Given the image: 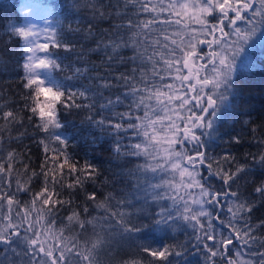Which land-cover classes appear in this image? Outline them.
Listing matches in <instances>:
<instances>
[{
    "label": "snow or ice",
    "instance_id": "1",
    "mask_svg": "<svg viewBox=\"0 0 264 264\" xmlns=\"http://www.w3.org/2000/svg\"><path fill=\"white\" fill-rule=\"evenodd\" d=\"M73 7L87 11L75 27L7 25L22 41L26 94L16 108L0 103V152L5 144L24 148L0 157V243L12 253L0 264H116L121 243H135L148 264H179L173 257L189 247L206 249L208 264H264V221L252 222L264 205V179L254 178L264 170V135H257L264 119L255 124L236 83L255 66L238 57L241 42L264 26V0H84ZM73 112H84L80 123L98 131L94 146L108 142L118 165L110 177L72 151L65 114ZM236 114L253 125L257 152L238 156L233 149L245 137L222 138L226 115ZM12 128L22 131L5 138ZM26 139L40 152L36 164ZM218 140L228 146L219 153ZM165 228L192 232L156 246L140 239ZM234 241L251 244L255 259H243Z\"/></svg>",
    "mask_w": 264,
    "mask_h": 264
},
{
    "label": "trees",
    "instance_id": "2",
    "mask_svg": "<svg viewBox=\"0 0 264 264\" xmlns=\"http://www.w3.org/2000/svg\"><path fill=\"white\" fill-rule=\"evenodd\" d=\"M25 0H0V103L7 104L4 110L7 111L10 108H16L23 104L21 96L25 95V90L22 89L19 77L23 75V71L20 68V63L22 60L20 54V45L22 41L19 38L10 37L8 33L7 25L9 22L15 23L17 26H20L24 21V16L21 10V4ZM34 1L40 4L43 7H46L49 10V16L51 20L52 27L57 26V21H62L66 27L69 23L76 26L77 21L81 20L83 17L87 16V11L83 8L77 9L73 5L77 2L83 3L84 0H29ZM147 15V14H144ZM166 15V14H165ZM83 26V25H82ZM101 27H107V25H101ZM71 38V37H70ZM10 41V42H9ZM90 46V45H89ZM245 46V56L246 59L239 63L244 64L245 62L254 63V67L251 71H241L239 72V78L236 83L240 86L241 98L244 101L251 100V107L255 109L252 111V119L255 124H259L261 119H264V39H250L248 44ZM127 54V53H126ZM91 60L99 61L100 57L98 55H92ZM248 105H244L246 110ZM27 114V113H26ZM66 115L67 120L70 122V125L67 126V134L74 137L73 143L75 147L72 149L77 159L83 162L87 160L94 164L99 170L103 173L104 176L110 177V172L115 171L118 168V165L111 163V153L109 151L108 142L105 141L103 144H100L99 147L93 145L92 137L98 136L99 133L97 130L91 128L87 124H81L80 121L84 119V112H73L71 115ZM246 117L236 114V115H226L224 124L225 126L221 128L222 138L224 140L228 139V134L237 135L241 134L245 137L242 145L235 147L233 150L238 156H242L245 152L255 153L259 150V147L256 142L252 139V134L249 132V128L253 125L243 126L242 121ZM5 123L0 121V129L4 128ZM27 126V125H26ZM22 129L12 128L11 132H4L5 138L8 135L15 136ZM28 131H36L32 127L28 126ZM257 135H264V129L259 130ZM25 145L32 147V158L33 163H38L37 157L40 155V152L35 147L30 140H24ZM99 144L100 142L97 141ZM5 151L0 152V157H5L6 151L11 148H16L17 151L23 152L24 148L13 143L11 145H3ZM228 147L223 144L221 141H217L215 145V151L219 153L222 149ZM4 160L0 159V163H3ZM7 166V165H6ZM14 167H19L14 165ZM255 181L259 183L260 180L264 179V170H257L254 174ZM215 182V180H214ZM243 183V182H242ZM254 184L249 183L246 187L247 192H251ZM88 191H91L90 186ZM38 190V189H37ZM22 200H28L29 196H20L18 197ZM255 199V195H253ZM83 200V194L77 198V203ZM66 212H61L60 215H67ZM97 215V213H93ZM260 221H264V205H260L255 208L252 212V222L254 224H259ZM219 227V221H215ZM163 233V235H160ZM172 231L170 229L157 230L153 229L151 234L142 236L141 240L153 241V239H160L163 241L170 240L172 243L170 235ZM261 234V233H257ZM69 233L65 232V236H68ZM148 236H152L153 239L147 240ZM184 234L177 236V241H184ZM195 244V241L192 242ZM237 248H239L242 253H244L250 259H255L254 257L248 255V250L252 247L251 244L245 247L239 241H234ZM4 244L0 243V261L3 259L4 252L2 247ZM180 250V249H178ZM254 250V249H253ZM207 252L206 249H201L197 251L195 247H189L187 251L183 252L181 256L173 257L174 261H178L179 264H203L199 262V259L202 257L201 253ZM229 255L236 258L235 251L229 253ZM143 261V264H148V258L139 252V249L136 247L135 243H121L119 247L115 249L114 261L116 264H119L121 260L137 259ZM217 259V264H219V258ZM208 263V262H207Z\"/></svg>",
    "mask_w": 264,
    "mask_h": 264
},
{
    "label": "rangeland",
    "instance_id": "3",
    "mask_svg": "<svg viewBox=\"0 0 264 264\" xmlns=\"http://www.w3.org/2000/svg\"><path fill=\"white\" fill-rule=\"evenodd\" d=\"M256 6L258 7L259 5L257 4ZM21 10H22V13L24 16V21L20 26H23L25 23H32V24L36 25V29H35L36 31H40L41 29L52 27L50 16H49V10L46 7H43L34 1L25 0L21 4ZM249 15H251V13H249ZM240 26L243 27V23H241ZM250 39L251 40L252 39H264V26H262L260 28V30L257 31V33L255 35L251 36L246 42H244V41L241 42V46L244 48V52L241 53L240 56L238 57V64L243 62L246 59V56H245L246 51H245L244 44L245 45L248 44ZM39 41L41 43L45 42V37L43 34L40 35ZM185 231H187V233L189 235H191L192 230L190 228L181 229L180 231L172 232V234L170 235L171 240L173 242L177 241V236H179L180 234H184L183 237H184V239H186ZM160 235H163V233H161ZM173 238H175V240ZM146 239L149 240V239H153V238H152V236H148V238H146ZM150 242L153 244V246H156L158 244L172 243L170 240L163 241L160 239H153V241H150ZM209 243H211V242H209ZM4 247H5V245L2 247V250L4 249ZM200 253H201L202 257L199 259V262H203V264H208L207 263L208 261L206 260L205 253H202V252H200ZM5 256L11 257L12 253L10 251L8 253H4L3 259H1V261L4 260ZM242 258L245 260L250 259L244 253H242ZM236 259H240V258L236 257Z\"/></svg>",
    "mask_w": 264,
    "mask_h": 264
}]
</instances>
